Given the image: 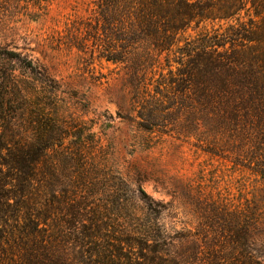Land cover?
I'll return each instance as SVG.
<instances>
[{
	"label": "rangeland",
	"instance_id": "rangeland-1",
	"mask_svg": "<svg viewBox=\"0 0 264 264\" xmlns=\"http://www.w3.org/2000/svg\"><path fill=\"white\" fill-rule=\"evenodd\" d=\"M96 16V0H0V72L11 71L16 91L29 96L15 107L29 105L36 122L67 134L39 164L45 184L22 201L41 206L45 197L51 230L62 206L64 230L78 234L90 219L96 224L100 208L121 206L127 226L118 224L150 227L146 246L178 264H237L247 256L264 264V181L246 138L253 134L214 121L212 109L195 101L189 54L207 46L211 26L178 33V49L136 64L140 45L106 42ZM28 117L15 127L30 129ZM35 194L44 195L39 205ZM68 237L76 264L79 247Z\"/></svg>",
	"mask_w": 264,
	"mask_h": 264
},
{
	"label": "trees",
	"instance_id": "trees-1",
	"mask_svg": "<svg viewBox=\"0 0 264 264\" xmlns=\"http://www.w3.org/2000/svg\"><path fill=\"white\" fill-rule=\"evenodd\" d=\"M96 15L106 42L121 41L129 49L140 45L144 55L136 64L152 62L153 53L178 49V33L189 28L207 31L210 25L214 34L204 40L207 46L200 45L194 55L189 54V63L195 68L191 76L196 104L198 108L209 106L214 121L233 122L253 134L246 138L257 149L255 173L264 181V0H96ZM200 66L207 69V76ZM240 66L248 71L239 72L236 67ZM14 81L11 71L0 72V264H72L66 254L68 235L79 247L76 264H178L166 251L146 246L154 240L153 229L140 224L137 228L122 226L127 223L117 216L121 206H114L112 212L100 208L96 224L90 219L89 226L82 225L79 238L77 232L64 230L62 206L56 209L59 220L51 230L50 206H46L44 195L41 206L22 201L34 196L35 186L45 184L38 174L39 164L46 163V153L59 146L67 134L51 122H36L34 115L28 114L29 105L16 109L15 105L26 103L29 96L21 89L16 91ZM26 115L30 129L19 130L15 122L25 120ZM7 185L14 190L7 192ZM42 196L35 194L33 201L39 205ZM67 211L74 218L80 216L74 207ZM137 216L131 213L132 222ZM145 246L149 250L144 254ZM237 264L260 263L247 256Z\"/></svg>",
	"mask_w": 264,
	"mask_h": 264
}]
</instances>
